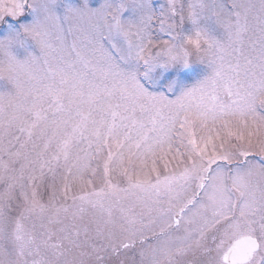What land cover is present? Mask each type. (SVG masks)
Instances as JSON below:
<instances>
[{
  "label": "snow or ice",
  "instance_id": "obj_1",
  "mask_svg": "<svg viewBox=\"0 0 264 264\" xmlns=\"http://www.w3.org/2000/svg\"><path fill=\"white\" fill-rule=\"evenodd\" d=\"M0 264H264V0H0Z\"/></svg>",
  "mask_w": 264,
  "mask_h": 264
}]
</instances>
